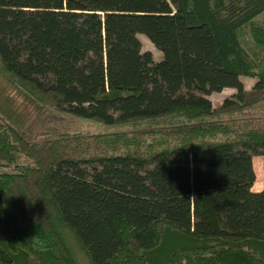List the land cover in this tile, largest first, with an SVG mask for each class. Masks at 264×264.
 Segmentation results:
<instances>
[{
	"label": "trees",
	"instance_id": "1",
	"mask_svg": "<svg viewBox=\"0 0 264 264\" xmlns=\"http://www.w3.org/2000/svg\"><path fill=\"white\" fill-rule=\"evenodd\" d=\"M263 13L264 0H0V168L15 169L0 173V264L23 251L75 264L65 230L90 264H115L130 246L159 254L162 228L235 244L197 245L200 263L264 264V130L217 118L264 94V65L241 44L247 29L264 50ZM224 89L235 93L216 111L207 97ZM48 109L104 125L182 121L130 150L121 135L87 146L46 132ZM19 155L33 165L17 168ZM178 247L164 253L190 264Z\"/></svg>",
	"mask_w": 264,
	"mask_h": 264
},
{
	"label": "rangeland",
	"instance_id": "2",
	"mask_svg": "<svg viewBox=\"0 0 264 264\" xmlns=\"http://www.w3.org/2000/svg\"><path fill=\"white\" fill-rule=\"evenodd\" d=\"M255 22L263 23L264 13L260 17H258L255 20ZM137 38L141 43L142 52H150L153 56L154 61L161 60L162 54L154 47V45L145 36L138 35ZM241 44L243 48L250 54L253 60L259 63L260 66L264 65V50L258 49V47L254 44L247 29L242 31ZM241 80L243 82L245 90L248 92L251 91L256 81L255 78H249V77H242ZM234 93L235 90L233 89H224L220 93H212L207 98L211 101L213 108L217 111L222 105L223 101L226 98H230V96L233 95ZM249 99L254 102L246 107L243 106L242 108L237 109L236 112L234 113L232 112V114L228 115V117L225 116L217 117L218 121L225 122L231 125L233 123L235 127L250 125L248 126L249 128L253 125H257L260 130H264V94L251 96L249 97ZM251 101H248V103ZM41 117L42 119L48 118L47 120L49 121V123L45 126L46 132H52L54 134L67 136L71 140L74 141L78 140L82 143H87V146H93L94 145L93 142H98L102 140V138L108 140L111 139V136L121 135L119 144L120 143L122 144V149H130V150L133 149L132 146L134 145L135 146L140 145L143 146V148L146 147L149 143L153 142V140H155V138L158 137V135L157 136L154 135L155 133L159 131H161L162 133H166L167 131L171 130V127L175 125V122L182 121V118L178 116V117H172L170 120L159 119L155 121H135V122L133 121L127 124L104 125L94 120H87V119L74 117L69 114L57 113L56 111H53L51 109H48L46 114ZM230 120H232V123L230 122ZM260 161H261L260 157L255 156L253 164L259 167ZM28 165H33V164L29 162L27 159H25L22 155H19V158L16 162V166H18L17 168ZM6 167L0 168V173H8L15 171L14 166H10V167L6 166ZM262 185H263V180L262 181L260 179L257 180L252 188L253 191L259 190ZM63 233H64L63 234L64 244L68 253V257L70 255L74 260L75 264H90L84 250L79 245L73 234L68 230H65ZM161 235H162L161 248L163 249L160 250L159 254H157V252L155 251L150 252V251L136 250L130 246L129 249L131 250L129 252H126L123 255V257L115 261V264H156V263L157 264L158 263L159 264H189V260H187V258L185 259V253L182 251L179 252L177 250L176 254L173 251L171 252L168 251L167 254L164 253L168 248L169 244H171V246L177 245V247L183 245L184 247L193 250L191 251L192 253L191 254L189 253L188 255L190 259V264H203L202 262L200 263V261L202 259H208L210 257L205 255L203 256L204 258L201 257L193 260V256L195 255L193 253L200 254L207 250L197 245L207 244L206 247L210 248L209 251H212L213 249V252L216 254L218 253V255H220L222 251L223 253L232 251L233 250L232 248L235 245L232 243L229 244L227 243V245L225 246L223 244H219L215 240L205 243L198 242L197 240L194 239L177 236L175 232L170 228H162ZM250 248H251L250 245L249 246L245 245L243 247V250L245 252H248V249L250 250ZM256 248L260 249V247L258 246H256ZM59 251L60 249L56 251L57 252L56 254L52 252L53 256L57 255L59 257H64V259H66L64 254L65 251L64 250H62V252ZM156 256L157 258L158 257L160 258V262L156 258ZM43 259L45 261L51 260L49 256H44ZM213 260L214 262L205 263V264H221V262H218L217 259L214 258ZM14 261H15L14 264H29V263L44 264V263H39L40 261L37 258V255H35L33 252L30 251H23L21 253L15 254ZM50 263L54 264V260H51Z\"/></svg>",
	"mask_w": 264,
	"mask_h": 264
},
{
	"label": "crops",
	"instance_id": "3",
	"mask_svg": "<svg viewBox=\"0 0 264 264\" xmlns=\"http://www.w3.org/2000/svg\"><path fill=\"white\" fill-rule=\"evenodd\" d=\"M252 161L254 162V157H253ZM259 163H260V162H259ZM262 186H263V185H262ZM259 190H261V188H260ZM259 190H256V191H259Z\"/></svg>",
	"mask_w": 264,
	"mask_h": 264
}]
</instances>
